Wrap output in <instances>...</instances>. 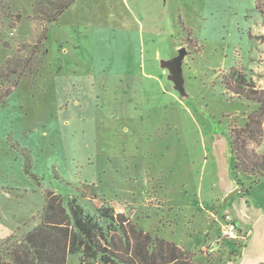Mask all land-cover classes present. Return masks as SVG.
<instances>
[{"label": "rangeland", "instance_id": "rangeland-1", "mask_svg": "<svg viewBox=\"0 0 264 264\" xmlns=\"http://www.w3.org/2000/svg\"><path fill=\"white\" fill-rule=\"evenodd\" d=\"M0 2L14 17L0 21V69L28 61L0 81V243L37 228L53 196L93 221L99 243L128 220L191 264L240 256L244 239L219 240L232 215L219 192L237 185L230 130L259 113L230 88L264 89V0H75L51 25L40 0ZM182 48L186 98L160 67ZM238 177L264 208V179ZM82 240L68 264H103Z\"/></svg>", "mask_w": 264, "mask_h": 264}, {"label": "trees", "instance_id": "trees-1", "mask_svg": "<svg viewBox=\"0 0 264 264\" xmlns=\"http://www.w3.org/2000/svg\"><path fill=\"white\" fill-rule=\"evenodd\" d=\"M74 1L64 0L57 3L53 0H40V8L34 13L51 25L59 20ZM13 18L6 14L5 5L0 2V21H13ZM47 33L48 30L44 33L43 41L47 40ZM2 36L3 26L0 24V45L9 48V44L3 42ZM25 64L28 61L24 59L15 62L7 60L0 69V81H9L13 76L18 79L25 76L22 70ZM248 87L250 88H230L238 98L256 103L260 107L259 113L250 116L242 130H230L234 179L243 193L246 189L238 177L239 174L252 178L250 186L264 179V155L257 152V147L264 138V89ZM8 94L9 92L4 96ZM64 203L62 197H48L41 224L37 228L20 241L7 239L0 243V264H68L69 255L79 242L83 243L82 238L88 245L102 248L103 264H191L190 255L177 244L155 240L150 234L139 230L137 225L129 226L128 220H121V224L118 221L120 238L112 236V228L108 227L107 232L101 233L98 239L100 243L96 242L97 228L93 221H87L81 209L71 206L69 211ZM103 241L110 249L103 247Z\"/></svg>", "mask_w": 264, "mask_h": 264}, {"label": "crops", "instance_id": "crops-1", "mask_svg": "<svg viewBox=\"0 0 264 264\" xmlns=\"http://www.w3.org/2000/svg\"><path fill=\"white\" fill-rule=\"evenodd\" d=\"M237 189L240 191L235 193ZM233 193L235 194L227 201L228 196ZM219 194L222 202L226 205L232 204L230 212L239 225L240 236L244 238L240 256L235 251L229 253V264H264V208L254 205L248 199L249 193L245 196L237 185L227 191L220 190ZM225 260L223 263L227 264Z\"/></svg>", "mask_w": 264, "mask_h": 264}, {"label": "water", "instance_id": "water-1", "mask_svg": "<svg viewBox=\"0 0 264 264\" xmlns=\"http://www.w3.org/2000/svg\"><path fill=\"white\" fill-rule=\"evenodd\" d=\"M187 54V49L182 48L179 50L178 55L171 59H162L160 60V67L168 71V80L174 84V89L184 98L187 97V91L185 88V76L183 69V62ZM240 189H237L235 193L239 192ZM228 196L227 200L233 196Z\"/></svg>", "mask_w": 264, "mask_h": 264}, {"label": "built area", "instance_id": "built-area-1", "mask_svg": "<svg viewBox=\"0 0 264 264\" xmlns=\"http://www.w3.org/2000/svg\"><path fill=\"white\" fill-rule=\"evenodd\" d=\"M244 239L239 234V225L237 221L234 219L230 213L224 215L221 219V227H220V239ZM221 241L216 243V246H211L209 249L210 253H216L218 250L221 249Z\"/></svg>", "mask_w": 264, "mask_h": 264}]
</instances>
